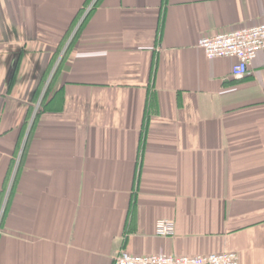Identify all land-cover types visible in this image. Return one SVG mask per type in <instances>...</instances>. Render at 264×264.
Returning <instances> with one entry per match:
<instances>
[{"label": "crops", "instance_id": "0c3cea01", "mask_svg": "<svg viewBox=\"0 0 264 264\" xmlns=\"http://www.w3.org/2000/svg\"><path fill=\"white\" fill-rule=\"evenodd\" d=\"M95 1L0 0V264H264V50L235 77L197 46L264 22V0H98L85 17Z\"/></svg>", "mask_w": 264, "mask_h": 264}, {"label": "built area", "instance_id": "2783aa9c", "mask_svg": "<svg viewBox=\"0 0 264 264\" xmlns=\"http://www.w3.org/2000/svg\"><path fill=\"white\" fill-rule=\"evenodd\" d=\"M91 8L92 6L87 11ZM197 46L209 59H234L232 73L235 77H243L248 74L259 52L264 50V22L213 36H202ZM175 231L176 225L173 219L163 218L156 222L158 236H173ZM114 264H240V256L234 251L213 252L205 255H177L134 254L124 249L117 254Z\"/></svg>", "mask_w": 264, "mask_h": 264}, {"label": "trees", "instance_id": "16d2710c", "mask_svg": "<svg viewBox=\"0 0 264 264\" xmlns=\"http://www.w3.org/2000/svg\"><path fill=\"white\" fill-rule=\"evenodd\" d=\"M90 1L91 0H89V2H88V4L90 3ZM98 3V0H96L94 3H93V6H92V8L90 9V11L88 12V14L85 16V17H87L90 13H91V11L94 9V7H95V5ZM87 8V7H86ZM86 8H84L81 12H80V16H83L84 15V13H85V11H86ZM72 40H73V38H72ZM71 40V41H72ZM65 42H66V40H65ZM50 89H51V83H50V87H49V91H50Z\"/></svg>", "mask_w": 264, "mask_h": 264}, {"label": "rangeland", "instance_id": "374dc122", "mask_svg": "<svg viewBox=\"0 0 264 264\" xmlns=\"http://www.w3.org/2000/svg\"><path fill=\"white\" fill-rule=\"evenodd\" d=\"M92 6H93V5H92ZM49 79H51V76L49 77ZM46 81H47V79H46ZM47 83H49V82H47ZM46 85H47V84H46ZM46 88H47V87H46ZM41 105H42L41 102L37 103V105H36V110H39L40 107H41Z\"/></svg>", "mask_w": 264, "mask_h": 264}]
</instances>
